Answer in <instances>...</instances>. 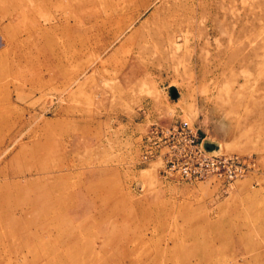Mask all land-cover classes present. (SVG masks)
I'll return each mask as SVG.
<instances>
[{
    "label": "rangeland",
    "instance_id": "obj_1",
    "mask_svg": "<svg viewBox=\"0 0 264 264\" xmlns=\"http://www.w3.org/2000/svg\"><path fill=\"white\" fill-rule=\"evenodd\" d=\"M0 9L17 17L0 57V264H264V0ZM181 119L258 171L225 188L166 176L165 148L140 163L149 124Z\"/></svg>",
    "mask_w": 264,
    "mask_h": 264
},
{
    "label": "built area",
    "instance_id": "obj_2",
    "mask_svg": "<svg viewBox=\"0 0 264 264\" xmlns=\"http://www.w3.org/2000/svg\"><path fill=\"white\" fill-rule=\"evenodd\" d=\"M165 148L164 166L166 176L185 181H203L215 178L225 188L237 179L258 171V163L252 155H226L207 150L203 139L188 121L163 126L158 121L149 124L141 135L139 162L147 163Z\"/></svg>",
    "mask_w": 264,
    "mask_h": 264
},
{
    "label": "crops",
    "instance_id": "obj_3",
    "mask_svg": "<svg viewBox=\"0 0 264 264\" xmlns=\"http://www.w3.org/2000/svg\"><path fill=\"white\" fill-rule=\"evenodd\" d=\"M10 17H11L10 23L6 22L4 24V22H3L4 17L2 16V12L0 11V57L3 54V51H2L3 47L6 44V42H4V35L8 34V30L13 31V26H15V24H16L15 20L17 19V17L13 16L12 13H11ZM5 18L6 19L9 18V15H7ZM9 25L12 27H10ZM13 89L14 88L11 89V97L9 98L10 100L13 99V92H14ZM0 90H1V87H0ZM2 97H3V93L0 91V107L3 105V102H2L3 98ZM0 118H1L0 119V130H2L3 127L1 126V123L3 122V120H2V117H0Z\"/></svg>",
    "mask_w": 264,
    "mask_h": 264
},
{
    "label": "water",
    "instance_id": "obj_4",
    "mask_svg": "<svg viewBox=\"0 0 264 264\" xmlns=\"http://www.w3.org/2000/svg\"><path fill=\"white\" fill-rule=\"evenodd\" d=\"M205 144V148L207 150H214V151H218V147H214L212 144H208V143H204Z\"/></svg>",
    "mask_w": 264,
    "mask_h": 264
},
{
    "label": "bare ground",
    "instance_id": "obj_5",
    "mask_svg": "<svg viewBox=\"0 0 264 264\" xmlns=\"http://www.w3.org/2000/svg\"><path fill=\"white\" fill-rule=\"evenodd\" d=\"M123 7V6H122ZM127 7V6H126Z\"/></svg>",
    "mask_w": 264,
    "mask_h": 264
}]
</instances>
